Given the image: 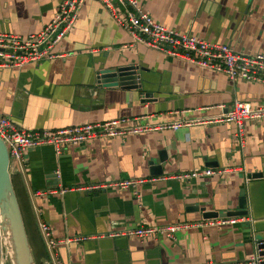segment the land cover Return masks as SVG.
<instances>
[{
  "label": "crops",
  "instance_id": "1",
  "mask_svg": "<svg viewBox=\"0 0 264 264\" xmlns=\"http://www.w3.org/2000/svg\"><path fill=\"white\" fill-rule=\"evenodd\" d=\"M137 1L168 28L229 44L241 54L264 53V0ZM63 2L0 0V30L37 34ZM53 52L60 56L0 67V114L26 130L118 118L153 128L99 137L69 146L60 155L52 145H42L26 152L24 165L10 166L28 234L35 250L46 256L42 264L51 263L41 222L55 238L73 239L56 248L62 264H249L251 240L264 237V177L248 178L264 171V119L245 122L243 146L235 142V123L209 120L236 100L264 104V82L232 81L225 72L136 41L99 0L85 1ZM129 64L144 69L146 90L153 94L147 101L138 90L97 83L108 68ZM178 120L196 122L176 130L157 127ZM161 153L168 157L162 169ZM159 167L162 173H153ZM193 168L226 171L178 178ZM134 178L156 179L124 190L78 189ZM241 196L247 198L248 215L205 217L208 211L236 210ZM170 224L180 225L172 238L109 236L142 225Z\"/></svg>",
  "mask_w": 264,
  "mask_h": 264
},
{
  "label": "built area",
  "instance_id": "2",
  "mask_svg": "<svg viewBox=\"0 0 264 264\" xmlns=\"http://www.w3.org/2000/svg\"><path fill=\"white\" fill-rule=\"evenodd\" d=\"M86 0H64L54 18L37 34L21 36L0 30V67L18 68L33 62L60 56L54 53V47L73 28L78 18L80 7ZM115 20L127 29L136 41L166 54L186 58L202 67L225 72L230 80L247 82H264V53L246 55L238 53L229 44L212 43L190 32H179L157 22L144 12L137 0H99ZM264 119V104L254 106L248 101L236 100L232 108L209 120V122H233L237 126L234 133L236 144L243 146L245 142V122ZM192 121L178 120L157 126L174 130ZM151 125H141L134 119L118 118L102 123H84L55 130H26L17 127L8 116L0 114V137L7 145L10 154V166L13 163L24 165L26 152L42 145H52L58 155L69 146L86 144L96 138H115L131 134H139L152 129ZM226 170L212 168H193L178 175L180 180H192L198 177L223 175ZM156 178H134L113 180L87 186H79L80 190H101L116 188L120 190L137 188L145 181ZM61 189V193L66 192ZM139 196L138 192H136ZM46 240L51 264H62L56 248L60 244H69L73 239H57L52 235L51 227L40 223ZM180 228L179 224L139 226L123 232H114L109 236L138 237L142 240L165 236L172 238ZM78 238L77 240H80Z\"/></svg>",
  "mask_w": 264,
  "mask_h": 264
},
{
  "label": "water",
  "instance_id": "3",
  "mask_svg": "<svg viewBox=\"0 0 264 264\" xmlns=\"http://www.w3.org/2000/svg\"><path fill=\"white\" fill-rule=\"evenodd\" d=\"M97 78V83H116L122 87L138 90L145 101L152 98L153 94L146 90L147 80L142 75V67L129 64L108 68ZM165 153L160 155V166L167 163ZM10 154L6 143L0 137V264H37L33 248L27 231L24 214L10 171ZM155 163V162H153ZM157 166V163L154 164ZM161 174L160 167L157 168ZM264 171L248 174V178H262ZM249 214L247 198L241 196L239 207L236 210L225 212L208 211L205 217L227 218L232 216H246ZM251 243L254 246V256L249 264H264V237L255 235Z\"/></svg>",
  "mask_w": 264,
  "mask_h": 264
},
{
  "label": "trees",
  "instance_id": "4",
  "mask_svg": "<svg viewBox=\"0 0 264 264\" xmlns=\"http://www.w3.org/2000/svg\"><path fill=\"white\" fill-rule=\"evenodd\" d=\"M14 181H15V179L13 180V182H14ZM14 185H15V182H14ZM17 194H18V198L20 199V197H19V193H18V192H17ZM20 203H21L22 211H23V214H24V217H25V221H26L27 229H28V232H29L27 216H26V214H25V212H24V210H23V206H22V202H21V200H20ZM29 236H30V240H31L32 247H33V252H34L35 259H36V263H37V264H42V262H43L42 259L45 258L46 256H45L44 253L39 254V251L37 252V251L35 250V248H34V246H33V241H32V238H31L30 233H29Z\"/></svg>",
  "mask_w": 264,
  "mask_h": 264
},
{
  "label": "rangeland",
  "instance_id": "5",
  "mask_svg": "<svg viewBox=\"0 0 264 264\" xmlns=\"http://www.w3.org/2000/svg\"><path fill=\"white\" fill-rule=\"evenodd\" d=\"M6 264H11L10 261L6 262Z\"/></svg>",
  "mask_w": 264,
  "mask_h": 264
}]
</instances>
